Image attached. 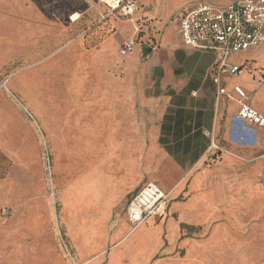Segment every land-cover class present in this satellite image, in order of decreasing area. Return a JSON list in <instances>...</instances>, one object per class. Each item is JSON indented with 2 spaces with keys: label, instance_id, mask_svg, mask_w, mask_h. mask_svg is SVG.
Here are the masks:
<instances>
[{
  "label": "crops",
  "instance_id": "obj_1",
  "mask_svg": "<svg viewBox=\"0 0 264 264\" xmlns=\"http://www.w3.org/2000/svg\"><path fill=\"white\" fill-rule=\"evenodd\" d=\"M94 1L70 0L60 9L63 27L40 32L46 46L33 60L25 55L24 75L10 82L18 81L15 90L39 118L54 173L70 179L55 187L61 222L75 250L72 264H99L95 256L121 235L109 227L112 211L127 199L126 212L128 201L148 182L168 195L169 204L192 196L169 208L183 214L182 222L237 221L240 190L254 188L246 181L264 170V129L237 118L241 104L264 117V41L231 55L229 62L240 72L229 75L215 70V53L186 48L177 26V17L198 3L226 8L236 0H136L133 19L113 15ZM170 3L176 7L170 9ZM141 17L147 22L137 29L134 20ZM69 30L75 31L69 35ZM131 38L134 47L122 56L120 45ZM235 87L245 93L244 100ZM12 156L35 167L32 145ZM147 159L153 165L151 180L145 179ZM3 205L9 213L0 219V264H70L52 239L55 210L41 183H0ZM98 206L104 207L101 241L90 248ZM72 222L77 226L71 230ZM150 223L132 230L126 221L131 231L123 245ZM151 232L148 242L143 240L145 254L158 230ZM232 239L227 241L225 230L216 226L174 264L203 263L206 256L197 260V255L238 253ZM122 246L110 251L106 264L121 262ZM253 248L258 252L259 246Z\"/></svg>",
  "mask_w": 264,
  "mask_h": 264
},
{
  "label": "rangeland",
  "instance_id": "obj_2",
  "mask_svg": "<svg viewBox=\"0 0 264 264\" xmlns=\"http://www.w3.org/2000/svg\"><path fill=\"white\" fill-rule=\"evenodd\" d=\"M69 4L70 0H0V183L39 182L43 185L46 196L55 210L52 239L72 264L75 250L70 246L68 235L61 222V206L55 187L57 181L65 183L70 179L65 180V175L56 176L54 173L53 154L40 127L39 118L25 103L23 93L19 94L15 90L19 86L18 81L12 82V86L10 84L14 79H18L15 77L24 75L25 55L32 57L33 60L34 55L46 46L44 45L46 38L44 39L40 32L55 26L59 29L63 27L59 21V11ZM175 7L176 3H170V9ZM176 16L171 15V21H175ZM75 30H69V35ZM20 80L23 81V77ZM21 89L20 92L23 91ZM67 143L70 152L72 145L70 142ZM30 145L34 150L32 159L35 167L27 163H16L12 154H24ZM262 158L264 160V155ZM152 169L151 159L145 160L146 180H151ZM240 175L242 179L247 177L243 172ZM246 182L252 184L254 188L240 190L239 206L234 215L237 221H196L191 224L182 222L183 214L180 211H169V208L173 203H185L192 197L190 194L187 196L185 194L167 204L164 217L151 222L148 227L135 230L123 245L131 231L126 225L124 212L126 199L120 207L112 211L109 221L110 229L121 230V235L118 241L106 244L103 253L95 256V261L106 264L110 251L123 245V251L120 252L122 260L115 261V264H174L185 259L191 244L201 243L210 231L218 226L225 230L227 241L232 238L237 240L239 252L225 255L222 252H214L213 257L209 254L197 255V260L205 256L206 259L204 258L203 263L199 261L194 264H264V170L249 176ZM97 209L104 214V207L98 206ZM8 213L7 205L0 207L1 220H4ZM224 213L223 219L227 215L226 211ZM74 224V222L70 223L69 229H74ZM95 230L97 231L91 234L87 242L90 248H97L101 241L100 223H97ZM151 230H158L157 237L151 252L145 254L143 240L148 242L152 234ZM255 245L259 246L258 252L251 250Z\"/></svg>",
  "mask_w": 264,
  "mask_h": 264
},
{
  "label": "built area",
  "instance_id": "obj_3",
  "mask_svg": "<svg viewBox=\"0 0 264 264\" xmlns=\"http://www.w3.org/2000/svg\"><path fill=\"white\" fill-rule=\"evenodd\" d=\"M111 14L133 19L138 11L136 0H97ZM145 18L134 20L137 29L146 25ZM178 32L186 48L213 52L217 55L214 66L218 73L236 75L238 66L229 62L233 54L254 49L264 41V0H236L226 8L198 3L177 17ZM134 47V40H125L119 48L122 56ZM217 83V78L214 80ZM234 92L241 100L245 93L239 87ZM237 118L257 130L264 129V117L246 104H241ZM211 148L217 149L213 144ZM169 197L156 184L143 185L128 201L126 221L132 230L160 220L165 213Z\"/></svg>",
  "mask_w": 264,
  "mask_h": 264
},
{
  "label": "bare ground",
  "instance_id": "obj_4",
  "mask_svg": "<svg viewBox=\"0 0 264 264\" xmlns=\"http://www.w3.org/2000/svg\"><path fill=\"white\" fill-rule=\"evenodd\" d=\"M99 215H98V217H97V220H96V226L95 227H97V223H100V220L102 219V215H103V213L101 214V212L100 213H98ZM95 231H97V230H95ZM92 244V243H91Z\"/></svg>",
  "mask_w": 264,
  "mask_h": 264
}]
</instances>
